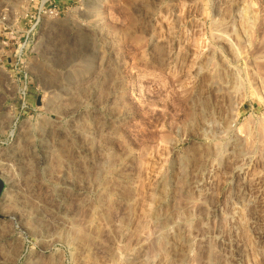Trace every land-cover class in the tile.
Listing matches in <instances>:
<instances>
[{"label": "rangeland", "instance_id": "obj_1", "mask_svg": "<svg viewBox=\"0 0 264 264\" xmlns=\"http://www.w3.org/2000/svg\"><path fill=\"white\" fill-rule=\"evenodd\" d=\"M0 179V264H264V0H0Z\"/></svg>", "mask_w": 264, "mask_h": 264}, {"label": "built area", "instance_id": "obj_2", "mask_svg": "<svg viewBox=\"0 0 264 264\" xmlns=\"http://www.w3.org/2000/svg\"><path fill=\"white\" fill-rule=\"evenodd\" d=\"M50 12H51V14L54 15V16H58L59 13H60V11H59L58 8L51 9ZM3 43L7 44L6 41H3Z\"/></svg>", "mask_w": 264, "mask_h": 264}, {"label": "water", "instance_id": "obj_3", "mask_svg": "<svg viewBox=\"0 0 264 264\" xmlns=\"http://www.w3.org/2000/svg\"><path fill=\"white\" fill-rule=\"evenodd\" d=\"M4 189V182L0 179V193L3 191Z\"/></svg>", "mask_w": 264, "mask_h": 264}, {"label": "bare ground", "instance_id": "obj_4", "mask_svg": "<svg viewBox=\"0 0 264 264\" xmlns=\"http://www.w3.org/2000/svg\"><path fill=\"white\" fill-rule=\"evenodd\" d=\"M245 19H246V18H245ZM245 19H244V23L246 24V23H248V20H247V19L245 20ZM249 21H250V20H249Z\"/></svg>", "mask_w": 264, "mask_h": 264}]
</instances>
